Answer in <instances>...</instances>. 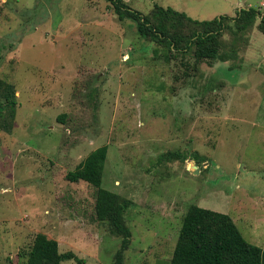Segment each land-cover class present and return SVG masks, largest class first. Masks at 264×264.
I'll return each mask as SVG.
<instances>
[{"label":"rangeland","instance_id":"374dc122","mask_svg":"<svg viewBox=\"0 0 264 264\" xmlns=\"http://www.w3.org/2000/svg\"><path fill=\"white\" fill-rule=\"evenodd\" d=\"M125 2L198 21L264 14V0ZM258 23L224 33L227 61H197L141 39L103 0H0V78L18 104L12 133L0 131V264H21L37 234L84 264L114 263L121 238L96 220L94 189L65 178L103 146L101 187L134 204L123 264H168L190 205L228 215L264 249ZM168 152L186 160H160Z\"/></svg>","mask_w":264,"mask_h":264},{"label":"trees","instance_id":"16d2710c","mask_svg":"<svg viewBox=\"0 0 264 264\" xmlns=\"http://www.w3.org/2000/svg\"><path fill=\"white\" fill-rule=\"evenodd\" d=\"M103 1L109 4L119 22L132 21L137 35L163 47L166 55L191 54L197 61L224 62L227 61L221 53L224 33L245 35L258 20V30L264 34V14L254 8L237 10L234 17L224 15L198 21L170 7L154 5L148 14H142L131 9L125 0ZM17 105L14 86L0 78V131L12 133ZM107 151L106 146L92 151L65 178L70 183H87L94 189L95 218L121 238L113 264H123L132 237L125 215L134 204L101 187ZM160 160L185 161L186 158L179 152H168L161 155ZM21 258L24 260L21 264H62L70 260L84 264V260L72 252L60 253L58 243L43 234L35 236ZM168 264H264V249L247 242L228 215L190 205L182 218Z\"/></svg>","mask_w":264,"mask_h":264},{"label":"water","instance_id":"95a60500","mask_svg":"<svg viewBox=\"0 0 264 264\" xmlns=\"http://www.w3.org/2000/svg\"><path fill=\"white\" fill-rule=\"evenodd\" d=\"M196 169V172H195V174H199V170L197 169V168H195Z\"/></svg>","mask_w":264,"mask_h":264},{"label":"crops","instance_id":"0c3cea01","mask_svg":"<svg viewBox=\"0 0 264 264\" xmlns=\"http://www.w3.org/2000/svg\"><path fill=\"white\" fill-rule=\"evenodd\" d=\"M241 9V8H240Z\"/></svg>","mask_w":264,"mask_h":264}]
</instances>
